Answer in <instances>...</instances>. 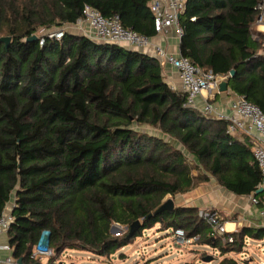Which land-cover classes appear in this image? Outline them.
Instances as JSON below:
<instances>
[{
	"label": "trees",
	"instance_id": "1",
	"mask_svg": "<svg viewBox=\"0 0 264 264\" xmlns=\"http://www.w3.org/2000/svg\"><path fill=\"white\" fill-rule=\"evenodd\" d=\"M260 1L186 0L179 53L226 77L232 93L264 114L262 36L252 37ZM147 2L0 0V37H10L8 45L0 41V213L14 196L6 234L22 264L39 262L30 253L42 230L57 255L72 249L109 256L155 224L198 235L194 243L221 256L240 250L246 238H264V228L240 226L223 245L194 206L155 214L167 195L209 176L235 195L260 196L248 137L237 140L225 120L185 106L186 94L164 81L153 56L67 31L39 44L40 29L74 24L85 5L153 36ZM140 125L176 146L134 128ZM116 225L126 231L112 235ZM46 264L59 263L50 256ZM217 264L238 261L224 256Z\"/></svg>",
	"mask_w": 264,
	"mask_h": 264
},
{
	"label": "built area",
	"instance_id": "2",
	"mask_svg": "<svg viewBox=\"0 0 264 264\" xmlns=\"http://www.w3.org/2000/svg\"><path fill=\"white\" fill-rule=\"evenodd\" d=\"M186 0H151L149 4L153 17V26L155 33L166 32L169 28H173L177 36H182V28L179 18L185 10ZM256 30L252 37L257 39L259 34L262 36V50L264 54V0H261L256 6ZM74 26L79 29L83 36L99 41L102 43H110L116 45H127L133 48H146L150 45L149 37L142 35L131 28L124 27L117 15L109 17L103 16L97 9L85 5L82 9L81 16L76 20ZM63 29L44 31L40 29L39 44H43L44 36L48 38L60 39L63 36ZM154 57L161 66L169 65L176 70L179 75L182 92L186 94L185 106L196 111L211 115L218 119L225 120L227 124V132H241L251 142V152L257 168L260 172L261 180L258 189L263 193L260 196L250 195V202L258 208V216L263 220L264 225V114L259 107L246 100L243 96H235L229 104V112L226 113L222 109H218L211 102L212 98L219 92V84L221 76L211 70H204L193 64L186 57L171 54L162 49L159 45L153 46ZM197 96L203 98V107L198 110L194 100ZM14 205L8 210L0 213V236L8 230L12 216L10 211ZM197 214L211 229L212 236L218 238L224 245L233 241L232 234L238 232L234 229L228 231L225 223L220 219L217 212L210 208H199ZM175 233L182 244L193 243L198 239V235L185 237L180 229H176ZM50 233L48 230H42L37 240L31 247L30 256L32 259L46 260L53 255V249L49 243ZM10 250L9 245L0 244L1 250ZM218 253L216 248L212 247V254ZM0 264H17L16 260L7 257L1 258Z\"/></svg>",
	"mask_w": 264,
	"mask_h": 264
},
{
	"label": "rangeland",
	"instance_id": "3",
	"mask_svg": "<svg viewBox=\"0 0 264 264\" xmlns=\"http://www.w3.org/2000/svg\"><path fill=\"white\" fill-rule=\"evenodd\" d=\"M74 28L71 27L70 31L76 33L77 30ZM95 42L102 43L99 41ZM209 98L211 99L210 96ZM134 128L149 135L162 137L165 141H169L176 146L175 141L154 127L140 125L134 126ZM201 172H203V169L200 172L193 170L194 175H198ZM210 178L214 184H218L216 179L209 176L206 182H199L195 187L207 185ZM194 188L175 197L167 195L163 199V202L167 199H172L174 206H183L179 203L180 199L185 203H190L188 198H195V195L193 196L194 191H192ZM247 223L249 226L256 227L255 224L249 223V221ZM115 227H118L119 230L118 232L110 231L112 235H120L121 232L126 231L125 226L120 225ZM175 230L172 228L166 229V227L160 224H155L149 229H144L142 234L137 236L131 243L109 256H95L84 250L70 249H64L58 255L54 252L52 256L56 257V262L61 264H183L185 262H192L194 264H217L224 257L219 253L213 255L211 246L201 245V242L198 241L189 244L180 243ZM207 256H212L213 260L210 262L203 261ZM225 256L237 260L238 264H264V238H246L245 246L240 250L228 251Z\"/></svg>",
	"mask_w": 264,
	"mask_h": 264
},
{
	"label": "crops",
	"instance_id": "4",
	"mask_svg": "<svg viewBox=\"0 0 264 264\" xmlns=\"http://www.w3.org/2000/svg\"><path fill=\"white\" fill-rule=\"evenodd\" d=\"M151 0H148L147 6H149ZM71 27H75L74 24H66L63 26V30L82 35L81 31L77 28H74L76 33L71 32ZM255 27V26H254ZM256 30V27H255ZM150 45L146 48H133L127 45H121L122 47L135 50L138 52H142L144 54L155 56L153 53V46L159 45L166 52L179 55V42L180 38L177 36L176 32L173 28H169L166 32L163 33H155L153 36L149 37ZM161 73L164 81L172 88L178 91H182V85L179 78L178 73L174 68L169 65L161 66ZM219 75V74H218ZM220 81H225L226 77L220 75ZM237 96L232 93L230 89L227 87V90L224 92H220L215 94L213 98L209 99L215 107L218 109L224 110L226 113L229 112V104L230 101L233 100ZM203 98L197 96L194 100L198 110L203 107ZM232 135L237 140H242L245 138V135L239 131L232 133ZM192 191L193 196L195 198H188L190 203H185L183 200L179 199V203L186 206H194L197 208H210L217 212L220 219L225 223V227L228 231H232L234 229L238 230L240 226H248V223L255 224V228H264L263 220L258 216V208L251 204L250 195H235L225 188H223L219 184H214L210 178L209 183L207 185H201L195 187ZM190 193V192H189ZM261 194L263 191L261 190ZM179 195V194H178ZM186 195V194H184ZM187 196V195H186ZM175 197V196H174ZM14 204V196L11 197V200L8 202L5 210L10 209V207ZM253 227V226H250ZM0 244L8 245V237L6 233H3L0 236ZM72 250V249H70ZM118 252V251H117ZM92 254V253H91ZM1 258H12V251L4 249L0 252ZM97 256V255H95ZM225 256V255H224ZM226 257V256H225ZM40 264H46V260H41Z\"/></svg>",
	"mask_w": 264,
	"mask_h": 264
},
{
	"label": "water",
	"instance_id": "5",
	"mask_svg": "<svg viewBox=\"0 0 264 264\" xmlns=\"http://www.w3.org/2000/svg\"><path fill=\"white\" fill-rule=\"evenodd\" d=\"M36 39H37V37L35 35H32L29 38V40H36ZM9 40H10V37H8V36L0 37V41L4 42L5 45H8ZM233 73H234V71L231 70L229 72V76H232ZM226 90H227V81L226 80L225 81H221L220 84H219V92H224ZM259 192H261V189L257 190V193H259ZM173 208H174V201L172 199H167L165 202H163L158 207V209L155 211V214H157L159 212H162L164 210H172ZM138 227H139V221H136L133 224H131L127 237H130L133 234L134 230L137 229ZM118 230H119L118 227L116 228L115 226L111 227V229H110L111 232H118ZM212 260H213L212 256H207L206 258L203 259V261H205V262H210ZM16 263L17 264H22V260L21 259H17ZM33 264H40V263L36 262V263H33ZM59 264H61V263H59Z\"/></svg>",
	"mask_w": 264,
	"mask_h": 264
}]
</instances>
